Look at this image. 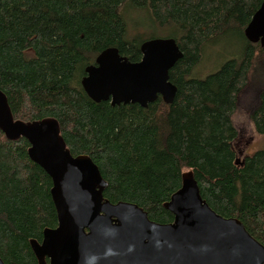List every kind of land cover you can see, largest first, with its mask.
Here are the masks:
<instances>
[{"label": "trees", "instance_id": "16d2710c", "mask_svg": "<svg viewBox=\"0 0 264 264\" xmlns=\"http://www.w3.org/2000/svg\"><path fill=\"white\" fill-rule=\"evenodd\" d=\"M125 1L0 0V90L13 118H55L71 154H86L98 166L107 181L103 196L134 202L159 223L173 220L163 203L180 187L182 173L192 171L208 205L238 218L264 245V150L238 159L233 121L251 76L264 77V46L243 33L262 0H131L149 11L152 23L173 29L183 53L169 70L173 101L159 96L146 108L94 102L80 84L85 66L105 48L140 60L143 39L127 36ZM230 32L244 37L240 56L204 78L191 77L206 44ZM248 118L264 134V82ZM28 147L25 138L10 140L0 129L5 264H38L30 240L40 242L43 230L57 225L52 181Z\"/></svg>", "mask_w": 264, "mask_h": 264}, {"label": "water", "instance_id": "95a60500", "mask_svg": "<svg viewBox=\"0 0 264 264\" xmlns=\"http://www.w3.org/2000/svg\"><path fill=\"white\" fill-rule=\"evenodd\" d=\"M245 38L264 46V0L243 29ZM140 60L130 61L114 46L84 68L81 87L94 102L146 108L158 96L171 103L177 87L169 70L183 56L174 38L139 44ZM0 129L10 140L25 138L28 157L52 181L57 225L30 240L38 264H264V245L236 217H225L202 198L192 171L164 208L173 220L159 223L134 202L103 196L107 181L86 154L72 155L53 117L14 119L0 90ZM0 264H5L0 258Z\"/></svg>", "mask_w": 264, "mask_h": 264}, {"label": "rangeland", "instance_id": "374dc122", "mask_svg": "<svg viewBox=\"0 0 264 264\" xmlns=\"http://www.w3.org/2000/svg\"><path fill=\"white\" fill-rule=\"evenodd\" d=\"M120 12L126 22L127 36L130 39L140 36V39L144 41L151 38H168L174 34L172 28L161 27L152 23L149 11L135 7L131 0L125 1ZM217 38L215 41L206 44L207 48L204 47L202 57L193 68L191 77L204 78L216 71L226 60L240 56L244 37L230 32ZM251 82L240 93L238 108L233 117L238 130V136L234 141L238 159H242L244 155L252 154L257 150H264V134H257L248 118L255 105L258 90L264 82V77L257 72L251 76Z\"/></svg>", "mask_w": 264, "mask_h": 264}, {"label": "bare ground", "instance_id": "6f19581e", "mask_svg": "<svg viewBox=\"0 0 264 264\" xmlns=\"http://www.w3.org/2000/svg\"><path fill=\"white\" fill-rule=\"evenodd\" d=\"M183 33V32H182ZM247 40V39H246ZM250 43V42H249ZM258 43V42H257ZM159 97V96H158Z\"/></svg>", "mask_w": 264, "mask_h": 264}]
</instances>
